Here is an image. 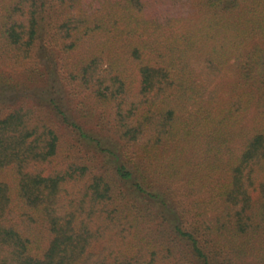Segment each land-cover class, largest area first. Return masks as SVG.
<instances>
[{
	"label": "trees",
	"instance_id": "1",
	"mask_svg": "<svg viewBox=\"0 0 264 264\" xmlns=\"http://www.w3.org/2000/svg\"><path fill=\"white\" fill-rule=\"evenodd\" d=\"M0 264H264V0H0Z\"/></svg>",
	"mask_w": 264,
	"mask_h": 264
},
{
	"label": "rangeland",
	"instance_id": "2",
	"mask_svg": "<svg viewBox=\"0 0 264 264\" xmlns=\"http://www.w3.org/2000/svg\"><path fill=\"white\" fill-rule=\"evenodd\" d=\"M46 36H50L53 34V30H48L46 32ZM48 39V37H47ZM42 42L37 43L34 53V59L39 60L40 63H45V59L42 58L43 56V48L46 46L45 50H50V55L48 56L49 61L53 62V69L54 73L51 78L50 87L44 92V95H42V92H35L30 91L31 95L34 96L36 99H45L47 101L53 100L56 104L60 105L61 109L64 110L66 113H68V116L77 122V124L81 127L91 128V126L98 127L99 126L98 121L95 120L92 121L91 119H88V122H85L86 120L81 119V113H83L87 108L84 103H81L86 100V105H89L87 102L88 93L82 92L80 87H76L75 84L70 83V81L67 79L66 71H65V56L62 52H60V49L55 44H50L48 40L44 42L42 45ZM44 57V56H43ZM67 60V59H66ZM69 62V60H68ZM29 93V92H28ZM33 97L30 99H34ZM89 99V98H88ZM84 106V110H83ZM107 110V109H106ZM100 110L98 112L101 113ZM110 111L105 113V118L108 119ZM96 118V117H95ZM54 121V127L56 128V131L58 132L60 136V151L58 153L57 158L52 163L53 166L58 167L61 166L62 163H71L74 159H76L79 163L81 162V157H83L81 153V147L82 151L84 152H92L89 150L88 147H85L83 144L84 142L81 139V136L79 135L78 131L73 130L71 127L66 125L64 122L61 121V118H57ZM92 132V131H91ZM97 136V135H94ZM74 156V158H72ZM66 157H69L70 159H67ZM86 158V156H85ZM73 159V160H72Z\"/></svg>",
	"mask_w": 264,
	"mask_h": 264
}]
</instances>
